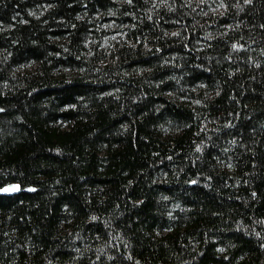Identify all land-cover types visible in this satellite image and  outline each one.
Here are the masks:
<instances>
[{"label": "trees", "instance_id": "obj_1", "mask_svg": "<svg viewBox=\"0 0 264 264\" xmlns=\"http://www.w3.org/2000/svg\"><path fill=\"white\" fill-rule=\"evenodd\" d=\"M0 264H264V0H0Z\"/></svg>", "mask_w": 264, "mask_h": 264}, {"label": "water", "instance_id": "obj_2", "mask_svg": "<svg viewBox=\"0 0 264 264\" xmlns=\"http://www.w3.org/2000/svg\"><path fill=\"white\" fill-rule=\"evenodd\" d=\"M14 191H16V186L12 185V186H9L5 192L13 193Z\"/></svg>", "mask_w": 264, "mask_h": 264}, {"label": "snow or ice", "instance_id": "obj_3", "mask_svg": "<svg viewBox=\"0 0 264 264\" xmlns=\"http://www.w3.org/2000/svg\"><path fill=\"white\" fill-rule=\"evenodd\" d=\"M0 190H5L6 191L7 189H0Z\"/></svg>", "mask_w": 264, "mask_h": 264}]
</instances>
